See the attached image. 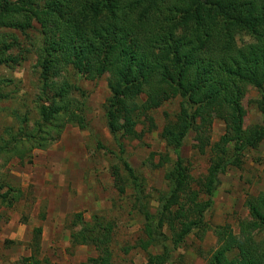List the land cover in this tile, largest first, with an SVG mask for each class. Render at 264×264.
<instances>
[{"label":"trees","instance_id":"16d2710c","mask_svg":"<svg viewBox=\"0 0 264 264\" xmlns=\"http://www.w3.org/2000/svg\"><path fill=\"white\" fill-rule=\"evenodd\" d=\"M35 23L48 50L41 62L46 100L39 107L36 131L11 134L0 143V156L31 158L35 149H46L60 138L65 119L85 128L83 104L79 98L70 99L73 92L83 91L59 77L70 68L89 79L108 74L112 95L107 125L132 180L135 209L144 219L136 246L144 251L161 248L157 254L149 253L143 264H173L188 236L206 230V213L214 204L220 175L241 166L245 152L264 140V119L245 130L241 107L246 88L252 85L260 91L264 116V0H0V28L27 30ZM240 33L253 42L239 46ZM2 42L5 37L0 34ZM9 48L0 46V63L14 59ZM143 94L146 100L140 102ZM177 96L193 110L177 115L161 133L177 159L175 170L166 175L168 190L159 194L153 212L145 180L123 156L118 133L140 137L136 115H146ZM216 118L226 122V131L213 143L210 131ZM191 131L200 135L199 152L205 154L209 148L211 154L207 173L198 180L181 154ZM113 169L115 186L125 193L124 177L117 166ZM19 194L0 179L1 203L12 206ZM246 206L252 222L241 219L238 233L229 224L214 229L217 246L212 261L217 264H264V238L256 237L264 231V192L249 197ZM77 221L82 226L71 232L73 245L92 247L97 253L81 264H116L113 224L99 216L85 222L81 213L75 214ZM131 248L122 250L128 253ZM20 264L43 262L29 256Z\"/></svg>","mask_w":264,"mask_h":264},{"label":"rangeland","instance_id":"374dc122","mask_svg":"<svg viewBox=\"0 0 264 264\" xmlns=\"http://www.w3.org/2000/svg\"><path fill=\"white\" fill-rule=\"evenodd\" d=\"M0 34L5 37L0 46L9 45L7 52L14 58L0 63V96H6L0 100V143H6L11 134L21 129L34 132L38 127L39 107L47 96L41 62L48 50L37 23L27 30L0 28ZM236 40L239 46L253 42L244 33L238 34ZM59 79L76 84L83 91L73 92L70 99H80L87 126L81 128L65 119L60 138L46 149H35L31 158L21 161L0 156V179L20 190L12 206L0 201V264H20L29 256L43 264H81L96 257L94 248L73 245L71 232L82 226L78 221L74 223L78 213L85 222L99 216L113 224L116 264H143L149 253L157 254L161 248L153 246L144 251L136 246L143 235L144 219L135 209L132 180L120 162V148L107 125L108 100L112 95L109 75L89 79L70 68ZM260 98L256 87L247 86L241 99L245 130L263 124ZM145 100L146 95H141L139 101ZM188 110L193 108L177 96L146 115H136L140 137L118 133L125 148L123 156L145 180L153 212L157 210L159 194L168 190L166 175L175 170L177 159L161 133L177 115ZM225 131L226 122L216 118L210 131L212 142H217ZM199 142L200 135L191 131L181 150L184 164L196 180L206 175L211 162L209 148L201 154ZM260 144L258 149L245 152L241 166L220 175L214 204L206 213V230L188 236L176 251L173 264H217L212 261L217 246L214 229L229 224L238 233L241 219L252 222L246 201L264 192V140ZM115 166L124 177L125 193L115 186ZM202 198L208 197L202 194ZM38 227L42 229L39 234L34 232ZM256 237L263 239L264 231ZM124 246H131L130 252L124 253Z\"/></svg>","mask_w":264,"mask_h":264},{"label":"crops","instance_id":"0c3cea01","mask_svg":"<svg viewBox=\"0 0 264 264\" xmlns=\"http://www.w3.org/2000/svg\"><path fill=\"white\" fill-rule=\"evenodd\" d=\"M262 142H263V141H262ZM262 142H261V143H262ZM260 146H261V144L257 147V149H258Z\"/></svg>","mask_w":264,"mask_h":264}]
</instances>
